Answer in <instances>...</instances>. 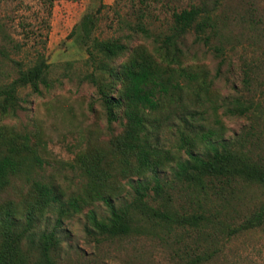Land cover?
I'll return each instance as SVG.
<instances>
[{
	"label": "rangeland",
	"instance_id": "1",
	"mask_svg": "<svg viewBox=\"0 0 264 264\" xmlns=\"http://www.w3.org/2000/svg\"><path fill=\"white\" fill-rule=\"evenodd\" d=\"M190 6L199 8L209 24L205 43L194 42L192 33L184 42L185 64L196 66L209 82L205 97L201 95V122L216 132L215 141H240L236 148L264 166V0H58L52 3L49 15L37 0H0L3 37L25 45L19 52L8 48L10 59L29 56V46L37 39L31 36L34 31L45 40L43 52L52 86L38 94L21 89L15 113L0 115V128L29 137V144L41 159V167L35 169L38 178L53 183L68 196L79 193L84 182L76 166L77 157L103 153L114 166L116 163L110 143L121 133L122 120L118 116L107 124L95 88L86 78L92 73L101 83H110L105 73L94 71L86 62L78 32L70 34L81 18H96L92 36L120 37L125 42L128 51L108 61L117 66L126 60L129 50L139 45L151 49L148 41L123 26L124 19L132 23L131 14L142 12L147 15L142 21L151 32L165 31L171 11ZM1 77H15L12 64L2 57ZM235 99L247 108L245 115L225 113ZM163 138L169 148L174 137L165 132ZM3 153L1 148L0 155ZM109 175L106 194L115 205L129 201L132 192L128 181L134 177L120 175L117 170L109 171ZM150 176L145 174L146 179ZM159 178L171 179L168 169L160 172ZM232 188L235 190L219 195L222 199L209 198L204 204L199 197L198 204L195 193L179 184L174 185L169 200H153L152 192H148L152 208L190 215L199 213L201 205L204 215L216 214L215 222L166 229L140 220L136 232L111 238L91 232L86 213L91 210L98 218L107 216L103 204L94 201L61 220L57 264H264V223L235 233L227 229L239 226L263 201L264 188L244 181ZM29 194L24 177L15 176L0 192V202L13 201L23 207ZM46 217L48 220L39 225L50 229L54 216ZM198 255L205 256L204 260H196Z\"/></svg>",
	"mask_w": 264,
	"mask_h": 264
},
{
	"label": "trees",
	"instance_id": "2",
	"mask_svg": "<svg viewBox=\"0 0 264 264\" xmlns=\"http://www.w3.org/2000/svg\"><path fill=\"white\" fill-rule=\"evenodd\" d=\"M49 15L52 3L58 0H37ZM75 2L77 0H64ZM99 7L96 12L99 14ZM132 23L124 19L123 26L135 35L148 41L151 49L139 45L129 50V56L120 65L108 61L128 51L120 37L99 39L91 32L96 24L92 15H84L70 34L78 32L86 62L94 71L105 73L110 83H101L91 74L86 76L95 88L107 124L122 120L123 129L110 143L115 166L103 153L91 157L79 156L76 166L84 179L79 193L65 196L58 186L37 177L36 168L41 159L29 144L26 134L6 132L0 128V192L12 177L22 175L30 187V198L23 207L13 201L0 202V264H57L60 246L58 230L61 220L78 214L83 207L99 201L107 216L98 218L94 211L86 213L91 232L111 238L128 235L139 230L138 221L145 220L151 227L184 225H212L211 212L179 215L158 210L148 205V192L153 200H169L174 185L179 184L194 192L195 201L209 200L223 193L232 192L233 184L244 181L264 188V166L252 162L245 152L236 146L240 141L220 139L216 132L206 127L201 117L202 96L209 88L206 75L197 71L188 60L184 50L187 34L192 33L194 42H206L209 28L208 17L194 6L171 11L165 31L151 32L142 19L147 16L133 13ZM121 21L118 20V24ZM47 26V25H46ZM35 45L25 60L7 56L8 48L19 52L25 46L5 40L0 26V57L12 64L14 78H0V115H13L19 108L18 93L29 89L38 94L40 89L50 88L47 75L49 65L44 56L45 40L37 31L31 35ZM244 104L233 100L225 113L243 116ZM173 138L167 142L163 134ZM170 165H172L170 167ZM168 169L171 179L159 178V173ZM130 174L128 185L132 196L129 201L115 205L106 194L109 171ZM149 173V179L145 174ZM200 198V201L198 200ZM54 216L50 229L40 223ZM264 223V199L249 213L242 223L229 229L230 233L260 227ZM205 256L196 257L202 261Z\"/></svg>",
	"mask_w": 264,
	"mask_h": 264
}]
</instances>
